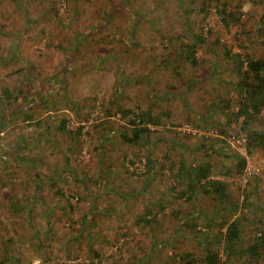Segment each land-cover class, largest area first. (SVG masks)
I'll return each mask as SVG.
<instances>
[{
  "label": "rangeland",
  "instance_id": "obj_1",
  "mask_svg": "<svg viewBox=\"0 0 264 264\" xmlns=\"http://www.w3.org/2000/svg\"><path fill=\"white\" fill-rule=\"evenodd\" d=\"M201 1L0 0V94L1 89L19 83L26 66L31 70L27 75L33 88L41 85L54 94L55 75L66 51L73 50L72 67L82 64L67 73L64 92L52 95L48 105L29 106L28 110L38 114L36 118L25 119L20 113L0 125V264H15L18 259L22 264H175L173 260L178 261V255L185 252L199 258L205 255L202 238L216 233V227L209 231L203 226L204 214L211 219L218 205L233 202L239 210L227 217H239L245 231L240 236L239 255L227 260L222 243L219 245L220 261L264 264L263 254L252 255L242 248L259 232L264 235V148L247 153L251 173L259 171L248 178L243 174L222 176L232 168L228 154L211 161V178L228 184L230 198L221 204L199 189L189 202L174 199L171 189L180 188L175 174L181 155L189 163H198L205 158V150L211 151L209 147L240 153L226 138L248 133L240 129L239 120L226 135L220 134L216 121L225 124L220 109L207 112L214 116L211 123L198 118L206 114V105L216 103L214 94L221 88L218 81L235 78L221 44L239 51L235 34L242 31L235 25L225 29L215 2L207 14L201 12ZM227 1L230 8L241 4L239 19L246 33H241L240 42L255 39L264 0ZM20 6L30 19L26 30ZM95 24L101 26L92 27ZM199 32L205 42L195 52L197 64H181L178 69L194 83L180 95L183 87L172 68L182 41L178 37L192 33L190 42ZM19 33L13 48L10 35ZM215 39L221 44L213 47ZM253 41L248 44L250 50L256 57L263 56V49ZM211 72L214 74L208 78ZM118 97L127 108L136 112L150 109L160 118V125L148 126L154 142L150 146L154 159L151 182H145L144 139L134 145L122 143L117 128L129 123L118 111L107 114ZM0 108H4L2 104ZM38 120L49 125L47 131L44 122L35 125ZM61 120L65 121L64 133L55 130ZM79 127L82 130L77 134ZM249 129L264 130V110ZM4 149L16 150L23 162L4 154ZM32 168L40 171L39 177L35 178ZM103 173L104 182H99ZM60 190L62 196L56 194ZM157 199L163 203L157 204ZM20 205L27 208L19 211ZM145 209L153 212L148 216L153 221L144 226L138 220ZM154 243L156 249L152 250Z\"/></svg>",
  "mask_w": 264,
  "mask_h": 264
},
{
  "label": "trees",
  "instance_id": "obj_2",
  "mask_svg": "<svg viewBox=\"0 0 264 264\" xmlns=\"http://www.w3.org/2000/svg\"><path fill=\"white\" fill-rule=\"evenodd\" d=\"M215 2V12L219 16L222 24L224 25L225 29L231 27V25H235L238 30H242L241 33H246L243 22L239 19L241 15L240 2L237 3L235 8H230V3L227 0H202L200 8L201 12L208 13L207 10L212 6V3ZM52 4V2L50 3ZM113 7V5H110ZM20 9L23 12V19L26 22L24 30L29 28L30 19L27 20L26 13L27 11L24 7L20 6ZM262 15L260 18L259 29L257 36L255 39H250L246 43L240 42V35L239 32L237 35L235 34L236 41L239 42L238 48L239 51L233 52L231 47L226 44H221L220 39H215L213 43V47L216 45L221 44V48L223 49V55L226 57V60L230 62V66L232 68V72L235 74V78L227 79V80H219L220 83L219 87L220 90L215 91L214 99H216V103H210L208 105H203L206 109V114L199 115V119L201 121H206V123L213 122L214 116L211 113H207L208 111H215L220 109L221 113L224 114V121L225 124L222 125L221 120H217L216 123L219 125V132L222 135H226L230 128L233 129L234 124H236L239 120H241L240 129L243 131L244 129L248 131L246 133V142L244 144L247 153L251 152V149L264 148V130L263 131H255L250 130L249 125L252 121H254L264 110V4L261 9ZM46 14V11L40 12L38 17H43ZM105 16H108V13H105ZM100 23V22H99ZM98 24V23H97ZM95 24L92 27H98L101 25ZM86 36V35H85ZM192 33H190V37ZM21 37V33L17 34L16 36L10 35V40L13 45V48L17 47L19 42V38ZM189 34L183 35V37H178V40L181 38V42H179V47L175 51V57L177 58V63L173 66V72L180 78V83L183 87V90L180 92V95L184 92L189 90V85L194 83V80L189 77V75L185 72V75H180L178 69L181 68V64L190 63L191 65H196L198 60L194 57L197 48L204 44L205 38L202 32L197 33L195 38H192V41L189 42ZM176 38V37H175ZM256 40L261 49H263V56H254L248 44L250 41L254 42ZM76 41L79 42L76 38ZM114 55V53H113ZM64 60L59 65V71L55 75L56 81L54 80V86L52 89L55 91L65 90L67 85V73L73 71L78 67H82V64L76 65L72 67L70 61L73 60V50H68L64 54ZM8 59V58H7ZM182 62V63H181ZM25 68L27 71L25 76L18 80L19 83H12V87L1 89L0 94V106L4 107L3 109L0 108V125H2L5 120L6 122H11L10 120L15 117H18L20 113H23V117L25 119H33L36 118L38 115L36 111L28 110L30 107H36V105L40 104H47L48 100L52 95H56V93L51 94L49 91L46 92L45 90L41 89V85L39 86L40 89H34L33 84L30 77L27 75L31 70L29 66ZM184 68V67H183ZM185 70V68H184ZM217 71V70H216ZM214 70V72H216ZM214 72L210 73L207 77L211 78ZM66 76V77H65ZM34 83V82H33ZM119 85V84H118ZM36 86V85H34ZM55 88V89H54ZM118 90V89H117ZM211 95V93L209 92ZM121 95V93H120ZM119 95V96H120ZM154 99L157 96L152 95ZM14 97V98H13ZM13 99V102L11 101ZM19 100V101H18ZM122 99L118 97V102L113 108V105L107 111V114H111V111L114 112L118 111L123 118L129 123L127 127L124 125L121 126L120 129L117 128V136L118 139L121 140L122 143L134 145L139 141L144 139V146L146 149L145 154V165L147 167V174L148 177L146 178L145 182H151L150 170L152 169V165L154 159H152V152L150 146L154 144L152 140H150L151 131L149 129V125H160V118L153 116L152 111L150 109L147 110H139L138 112L134 111V109L127 108L126 105H123ZM122 104V105H121ZM30 106V107H29ZM122 106V107H121ZM36 113V114H35ZM210 114V115H208ZM44 120H38L35 125H42ZM108 123V122H107ZM45 130L47 131L49 125L45 122ZM109 127V124H107ZM100 127V125L95 126ZM107 128V127H106ZM129 129V131H127ZM239 129V131H241ZM56 132H65V121L61 120L60 124L55 128ZM82 127H79L76 133H80ZM241 131V132H242ZM107 132H110V129H107ZM130 132V133H129ZM75 133V132H74ZM103 136V141H108L109 134ZM147 139V141H146ZM223 144H226L225 140L221 141ZM174 144V143H173ZM211 151L208 153V150H205V158L201 159L202 161L198 163H194L192 161L187 162L181 155L177 171L175 174V179L177 180L176 184L180 187L176 190L175 186H172L171 189L173 193H175L174 199H181L183 198L184 201L189 202L191 197L194 194L195 189H199L202 194L206 196H210L216 201L218 204L228 200L229 193H228V184L225 181L219 179H212L211 176L213 175V164L212 160H215L219 157L220 154L225 153L228 157L232 158V168L225 170L222 176H231V175H241L246 166L245 158L240 155V153L233 152L228 153L225 147L213 148L209 147ZM4 154L8 156H14L15 158L19 159L18 162H23L22 158H19L18 153L16 150H3ZM139 156V154L137 155ZM202 156V157H203ZM138 158V157H137ZM207 158V159H206ZM3 165L5 166V159H2ZM133 162H131L132 164ZM170 165L172 163L169 161ZM7 167V166H6ZM5 167V168H6ZM35 172V169L32 168ZM42 172V171H41ZM53 177L51 179H56L55 171L52 170ZM125 173H129L125 171ZM40 171L35 172V178L39 177ZM104 173L99 175V182H104ZM146 183V186H147ZM143 187V188H146ZM59 192V191H58ZM60 196L63 193L60 192L56 193ZM245 195L248 193L245 191ZM190 196V197H189ZM39 201L37 198L35 199ZM36 201V202H37ZM157 204H162L163 202L161 199H157ZM19 211H24L27 208V205H20ZM31 209V208H30ZM29 209V210H30ZM28 210V211H29ZM161 212L163 208H160ZM239 210V206L236 202L230 203L227 206L218 205L216 207V211L212 212L211 215L213 218L209 219L207 215L204 214V224L203 226L207 228L209 231L212 228L216 227V233L212 234V236L205 235L202 238V245L205 250V255L199 258H194V255L189 252H185L183 254L178 255V261L173 262L175 264H222L219 258V245L222 243L223 253L225 254V258L231 259L233 256L239 255L240 249L238 248L240 243V236L245 231V227L242 224L241 219L239 217H234L233 219L229 220L228 215H234ZM50 213V212H48ZM27 220L29 218V212H26ZM153 214L152 211L145 209V211L139 216L138 222L142 225H148L153 221L152 218H148L149 215ZM178 212H176V215ZM176 217V216H175ZM177 218V217H176ZM216 219V220H215ZM49 223V220H46ZM195 228L196 225H191ZM88 227H92V223L89 222ZM179 227H177V230ZM178 234V233H176ZM40 244V243H39ZM248 253L252 255H264V235L261 232L256 234L253 237L252 241H249L247 246L242 247ZM152 250L156 249V243H154L151 247ZM94 256L99 258L100 254L94 252ZM15 264H22L20 260H16Z\"/></svg>",
  "mask_w": 264,
  "mask_h": 264
},
{
  "label": "built area",
  "instance_id": "obj_3",
  "mask_svg": "<svg viewBox=\"0 0 264 264\" xmlns=\"http://www.w3.org/2000/svg\"><path fill=\"white\" fill-rule=\"evenodd\" d=\"M226 141L227 143L238 149L239 152H240V155H242L244 158H245V161H246V166H245V169L243 171V177H246L248 178L249 176H256L257 173L259 172L258 169L257 170H254L252 173H251V169L248 167V157H247V151H246V148L244 146L245 142H246V135L243 133H239L238 135H234V134H231L229 135L227 138H226Z\"/></svg>",
  "mask_w": 264,
  "mask_h": 264
}]
</instances>
